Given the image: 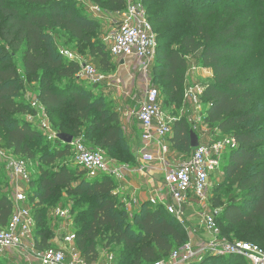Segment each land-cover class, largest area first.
Listing matches in <instances>:
<instances>
[{"label":"trees","instance_id":"trees-1","mask_svg":"<svg viewBox=\"0 0 264 264\" xmlns=\"http://www.w3.org/2000/svg\"><path fill=\"white\" fill-rule=\"evenodd\" d=\"M95 1L114 12L123 10L125 6L124 0ZM170 1L181 3L179 17L183 20L184 31L177 49L166 47L162 50L161 66L166 93L173 101L179 98L186 71L185 54L200 51L201 64L212 72V80L205 85L202 93L207 103L204 123L215 126L221 133H230L235 139L236 147L228 151L225 173L243 196L241 204L229 201L224 205L219 216L216 215L217 227L224 233L225 228H247L244 234L253 240L250 242L264 248V166L260 163L264 160V147L258 146L264 140V90L260 86L263 81L257 85L258 77L252 75L263 72L264 64H255V57L249 55L258 47L254 34L259 27L255 22L258 18L264 19V15L255 12L251 0ZM65 2L0 0V145L9 150L13 157L23 158L28 164L39 160L52 165L57 159L72 157L71 145L59 139L48 140V144L36 141L35 138L43 132L14 117L16 114L35 112L30 103L20 96L21 76H24L26 81H38L35 97L50 116L54 117L71 106L66 120L58 126L49 119L57 133L71 134L74 139L81 135L84 122L94 120L93 126L98 135L91 141L93 147L90 148L100 149L107 155L111 153L118 156L119 161L133 164L135 156L121 139L122 129L116 112L105 114L85 95L71 93L70 99H67L65 93L55 90L52 84L56 78L68 81L78 79L80 70L77 61L61 57L54 44L56 30H63L78 47L83 44L82 48L91 58L90 63L97 70L108 72L113 66L109 59V47L107 49L105 43L98 39L96 20L65 5ZM156 19L163 22L165 17L158 16ZM149 20L153 27L151 18ZM11 58L20 59L21 70ZM93 109L97 110L99 117H90ZM64 127H68L69 131ZM189 133L187 119L175 120L171 149L180 148L187 152L185 157L191 152ZM77 166L71 169L60 165L57 169L40 170L38 185L34 190L32 185L29 187V179L27 205L35 222L34 228L38 226V236L33 242L35 248L40 251L58 249L51 243L52 236L40 227L44 221L39 214L44 209L38 207L58 187L65 188L69 194L84 192L103 200L93 209L87 226L74 232V245L90 264L98 258L94 238L102 228L111 231L114 243L122 244L119 257L115 259L113 255L110 264L114 260V264H151L156 259H167L174 247L184 245L187 234L180 228L181 224L167 215L161 206L153 207L147 203L141 204L133 212L139 234L136 239L131 238L128 228L120 227L119 219L122 216L114 210L118 202L114 194L116 181L108 175L89 179L86 172ZM34 204L37 205L33 211L35 215L32 213ZM13 209V196L2 192L0 183V227L7 225ZM33 235L34 229V241ZM238 257L209 254L202 264H232L237 263Z\"/></svg>","mask_w":264,"mask_h":264},{"label":"rangeland","instance_id":"rangeland-1","mask_svg":"<svg viewBox=\"0 0 264 264\" xmlns=\"http://www.w3.org/2000/svg\"><path fill=\"white\" fill-rule=\"evenodd\" d=\"M141 2L147 16H149V18L152 20L153 29L157 36V47L155 49L154 58L150 63L147 77L143 71H139L137 69L139 66L135 68V66L132 64L129 72L133 76L134 82L136 84L135 86L125 85L124 81L121 80L122 78L119 76V65L121 63L120 59L110 56L109 59L112 61L113 66L110 71L103 72L105 75V79L103 81L97 83L89 77H78V79L71 81L56 78L52 81L55 90H62L65 93L67 99H70L71 93L87 96L89 100H92L93 104L97 106V109H103L105 114L109 115L113 112H116L118 116V123L123 125L128 117L130 121L131 116L135 118V112L138 109L141 95H143L145 90V83L148 81L149 85H155L160 90V99L163 111L173 117L175 120L181 118L187 119L189 123V129L198 136L199 140H206L209 137L218 140L231 138L230 133H221L220 131H217L215 126H209L204 123L207 103L202 98V96L199 98L198 106L193 104L186 97V92L189 89H195V86L197 85L205 87V85L212 80L211 70L201 64L200 51L185 54L186 71L184 83L181 88V95L179 98L173 101L166 93V82L163 79V71L161 66V57L163 55L162 50L166 47L174 49L178 48L179 40L184 31L183 20L179 17V12L181 11L182 7L180 1L173 3L170 0H141ZM251 2L252 5H254L255 12L264 15V0H251ZM65 5H68L75 10L80 11L81 13H85L96 20L97 29L99 31L98 39L105 43L108 49L111 44V36L113 35V32L116 28L115 23L118 20L117 12L110 10V8H108L106 5L96 2L95 0H66ZM158 16L165 17V20L163 22L158 21L156 19ZM255 23L257 27H259L258 32H255L254 34L258 47H255L249 55H253L255 57V64L262 65L264 64V19L258 18ZM55 34L57 38L54 39V44L56 45V48L59 50V53L63 59L77 61L78 63H90L91 58L87 51L82 48L84 47L83 44L78 47L75 40L69 35H66L63 30H56ZM259 45L262 48H260ZM11 60L14 61L21 70L20 59L11 58ZM252 75H257V85H260L263 81V84L260 86L263 87L264 90V69L263 72H256ZM21 79V99H24L26 102L30 103V101H32L36 96L39 83L37 80L33 82L26 81L24 76H21ZM134 94L136 97L132 100L129 108L125 107V102L119 101L122 96H134ZM69 110H71V106H67L64 112H61L54 117L50 116V114H48L46 111L43 113L38 111L34 112V114H31L30 112H27V114H16L14 117L21 121L24 120L28 122L31 127H37V124L41 123L43 118L45 119V117H47L48 120L51 119L56 124V126H58L60 122H64L66 120V114L69 112ZM117 110H119V112ZM124 111L125 113H123ZM126 114H129V116H126ZM97 116L99 117L97 110L93 109L91 111L90 117L95 118ZM262 119V124L264 125V114ZM94 123V120L84 122L81 125V135L74 138V140H82L83 143H85L88 147H93L91 141L98 135L97 129H94ZM49 125L51 126L52 131H55V128L50 120ZM64 130L69 131L68 127H64ZM85 131L86 133L84 134ZM123 133L124 131L121 130L122 141L127 145L128 150L133 152V144L125 139ZM42 135L46 136V138ZM35 140L44 141L47 144L49 143L46 133H41V135L35 138ZM258 146L264 147V140L261 141ZM172 151H174L173 153L176 158H180L182 160L185 159V155L187 154V152L180 150V148ZM228 151L229 150L223 153L220 167L213 174L210 184L208 185L205 200L202 203L199 201H194L192 206L187 208L185 223L181 224L180 226V228L183 229V231H185L187 234V239L184 244L191 243L194 249H198L204 241L213 239V235L207 233L200 225L199 216L202 213H216L218 217L224 205H226L229 201H235L239 204L243 202L242 192L237 190L236 185L229 181L225 173L226 160L229 154ZM105 155L113 164L132 165V162L119 161V157L111 153H109V155ZM11 157H13L12 153L0 145L1 189L2 192H5L12 197L14 193V184L10 175L9 160ZM260 163H262L264 166V160ZM60 165L68 166L71 169L78 167L74 163L72 157L69 156L64 159L60 158L55 160L52 165L43 163L39 160L30 161V163L27 165L28 177L31 180L29 187L32 185L33 190L37 188L40 170L57 169ZM6 183H8L7 186ZM126 183L127 182H119V184L116 183L114 194L116 195L118 202L115 203L114 210L117 211L119 216H122V218L120 217L119 219V222L121 223L120 227L122 229L127 227L130 231L129 236L133 239H136L137 235L139 234V226L135 223L137 219L134 220L135 218L133 217L135 208L133 207L132 203L129 202V199H126L128 197V191L126 192L127 188L124 189L123 187V184ZM22 187H24V192H30L27 182H22ZM102 202L103 200L97 195H90L84 192L69 194L63 187L55 188L51 197L44 199L42 202H40V204H38L39 208L41 207L44 209L42 214H39L41 220L44 221L43 224H40V227L46 229L49 235L52 236V239L55 240V242H51L53 247L57 246L59 243H61L62 239L66 235L74 233L82 227H86L92 218L93 209L96 206L101 205ZM120 205H122L126 211H123ZM36 206L37 205L34 204L32 207V213ZM57 208L64 210L65 215L57 216ZM33 215L35 214L33 213ZM123 218L125 219L122 220ZM223 225L226 224L223 222ZM37 227L38 226L34 228V241L29 238L28 241L30 244H25L27 247L21 246L0 250V264H39L37 252L40 250L35 248L34 243H32L35 242V237L38 236ZM246 230L247 228L238 229L237 227H232L229 229L225 228L224 233V230L222 231L221 228H218V235L214 238L226 239L230 241H253L251 238H247L245 236L244 232ZM236 231H239L240 233H236ZM114 240V236H112L111 231L107 228H102L98 231L97 236L94 238V246L98 251V260L103 261V259L106 258L109 253L114 255L115 259L119 257V250L122 247V244L114 243ZM182 247L183 246H177L174 247V249L181 250ZM209 254L214 255L208 253L207 251L197 255L193 260L194 264H202L204 259L208 257ZM238 258L239 259L237 263L232 262V264H249L240 256ZM114 261L112 264H114ZM207 264L212 263L208 262Z\"/></svg>","mask_w":264,"mask_h":264},{"label":"built area","instance_id":"built-area-1","mask_svg":"<svg viewBox=\"0 0 264 264\" xmlns=\"http://www.w3.org/2000/svg\"><path fill=\"white\" fill-rule=\"evenodd\" d=\"M124 2L123 10L117 12L118 20L108 50L114 58L133 57L141 70L147 73L155 55L157 36L141 0ZM79 64L77 77H89L97 83L105 79L104 73L92 63ZM204 88L197 85L195 89L186 92V97L198 106ZM30 105L35 112L45 111L36 97L30 101ZM135 118L140 126L143 147L134 154L135 162L132 165L113 164L102 150L90 148L79 139H73L71 145L73 161L86 172L89 179L108 175L119 184L127 182L133 175L142 177L146 198L141 200L135 189L128 191L126 199H129L133 207L139 209L143 203L153 207L161 206L167 215L184 224L187 208L194 201L202 203L205 200L208 185L220 167L223 153L235 148L236 141L233 137L221 140L209 137L199 140L198 146L191 148L185 159L176 158L171 149L175 119L163 111L160 91L155 85H149L148 81ZM37 128L47 134L48 140L57 139V132L52 131L47 117L37 124ZM27 165L23 158L11 157L9 160L14 184V209L7 225L0 227V250L20 247L24 241L32 239L35 222L27 205L26 192L21 188L22 182L28 183L30 179ZM123 187L125 189V184ZM56 215H65V211L57 208ZM199 217L203 229L213 235L212 240L204 241L198 249L186 243L181 250L174 249L167 259H156L151 264H194V258L204 251L214 255H238L249 264H264L262 246L250 241L215 239L218 235L216 213H202ZM74 239L71 233L64 237L66 247L37 252L39 264H90L74 247ZM107 260L110 263L113 255L109 254Z\"/></svg>","mask_w":264,"mask_h":264},{"label":"crops","instance_id":"crops-1","mask_svg":"<svg viewBox=\"0 0 264 264\" xmlns=\"http://www.w3.org/2000/svg\"><path fill=\"white\" fill-rule=\"evenodd\" d=\"M118 59H120V61H121L120 65H119V67H120L119 76H120V78H122L121 80L124 81L125 85H129V86L134 85L135 86L136 83L134 82V78L129 72V69H130L132 64H133V66H135V68H137V66H138V64H136V62H135V59L131 56H129V57L127 56L124 58H118ZM137 69L139 71H142L140 66ZM144 74L147 77V73H144ZM142 96L143 95H141V98H142ZM135 97H136L135 94H134V96L133 95L132 96L126 95V96H122L119 101L125 102L124 103L125 107L129 108L130 104L132 103V100ZM117 111L119 112V110H117ZM120 111H121V105H120ZM123 113H125V111ZM127 115L129 116V114H126V116ZM128 120H129V117L127 118V120H125V123L123 125L120 124V126H121L122 131H124L123 134H124L125 139L127 141H129L131 144H133V148H134L133 153L135 154L139 151L140 148L143 147V143L140 140L141 130H140V126H139V123H138L136 118L131 116V121L129 120V122H128ZM143 181H144V179L142 177H140L138 175H133L132 177H130L128 179V181H127L128 183L125 184V189L127 188L126 189L127 191H132L135 189L136 194H138L140 199L144 200L146 198V192L144 190V182ZM21 188L24 189V187H22V184H21ZM32 241H33V239H32ZM63 241H64V238L62 239L61 243H59V245H57L55 247H57V248L66 247V245L64 244ZM51 242L53 243V242H55V240L52 239ZM26 243L30 244V242L28 240H26L22 243V247H24V246L27 247L25 245ZM107 257L104 258L105 260L103 259V261L97 259L92 264H110V263H108Z\"/></svg>","mask_w":264,"mask_h":264},{"label":"water","instance_id":"water-1","mask_svg":"<svg viewBox=\"0 0 264 264\" xmlns=\"http://www.w3.org/2000/svg\"><path fill=\"white\" fill-rule=\"evenodd\" d=\"M189 137H190V148L197 147L199 144L198 136L192 130H190ZM56 138L62 141L64 144L72 145L73 136L71 134L59 132L57 133Z\"/></svg>","mask_w":264,"mask_h":264}]
</instances>
